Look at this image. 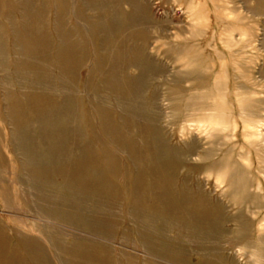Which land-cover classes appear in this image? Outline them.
<instances>
[{
  "label": "rangeland",
  "instance_id": "rangeland-1",
  "mask_svg": "<svg viewBox=\"0 0 264 264\" xmlns=\"http://www.w3.org/2000/svg\"><path fill=\"white\" fill-rule=\"evenodd\" d=\"M143 1L149 4L148 15L155 25L148 30L147 27L135 30L148 31L147 52H151L160 69L149 78L139 100L146 114L139 124L148 125L152 119L167 148L176 149L179 154L163 151L154 156L146 152L147 137L137 134L130 136L135 140L136 151L129 152L102 133L94 114L95 106L107 107L111 121L120 127L119 117H127L129 107L119 91L104 89L95 76L91 82L99 86L95 93L84 88L93 61V49L85 44L83 65L79 66L73 85L78 98V125L83 135L75 136L73 128L68 129L52 161L64 165L67 173L73 172L80 183L68 182L65 186L64 176L53 174L34 190L29 187L32 183L21 170L18 156L10 151V126L1 117L7 105L5 92L17 91L15 77L24 76L13 64L15 54L5 13L9 11L16 23L19 14L0 7V44L5 61L0 66V183L11 188L12 193L7 196L10 207L0 198V232L2 240L7 242L5 248L12 250L16 235H29L37 243L42 242L49 264H57L54 251L43 242V234L37 229L47 225L64 232L68 236L66 244L83 248L85 241L92 249L108 247L109 257L105 262L110 264H116L121 250L159 264H264V0ZM122 7L127 10L125 5ZM73 21L70 18L68 27H72ZM82 38L88 42L87 37ZM135 42L130 41L127 46ZM125 72L129 78L138 74L133 67H127ZM154 91L156 97L150 98ZM120 132L127 136L124 128ZM190 145L194 146L192 152L182 155ZM222 159L226 168L210 169L211 161ZM154 169L160 171L156 173ZM95 172L103 177L97 180L99 185L94 183ZM159 177L174 186L166 194L171 200L169 204L160 203L161 198L156 197L162 192L155 187ZM17 182H28V186ZM228 185L230 189H226ZM141 191L148 196L144 202L148 217L152 210L170 209L176 206L175 202L180 208L178 214L193 216L191 210L188 212L190 205L179 204L181 195L202 197L205 213L193 216L191 224L196 229L190 230L205 229L204 232L211 233L203 235L201 241L188 237V233L184 234L187 237L177 239L184 250L180 263L173 257L153 258L151 250L145 255L140 253L136 239L142 231V219L137 216L143 204L130 208V202H135L133 196ZM44 195L47 198L53 195L59 203V216L36 213V208L44 205L40 201ZM66 197L67 202L63 200ZM34 200H37L35 207ZM240 215L243 229L241 238L237 239L235 221ZM152 219L157 227L167 221L164 217ZM97 220L100 221L96 223ZM164 235L172 240L174 232L165 230ZM94 254L78 252L76 261L81 257L93 258Z\"/></svg>",
  "mask_w": 264,
  "mask_h": 264
},
{
  "label": "bare ground",
  "instance_id": "bare-ground-1",
  "mask_svg": "<svg viewBox=\"0 0 264 264\" xmlns=\"http://www.w3.org/2000/svg\"><path fill=\"white\" fill-rule=\"evenodd\" d=\"M123 5L127 7V10L123 9ZM3 6L5 9L10 8L19 14L18 23H16L9 11L5 13L9 26L8 32L12 38V50L15 54L13 64L24 78L15 77L14 82L16 81L18 84L17 91L8 90L5 92L4 99L7 105L3 108L4 112L1 117L3 122L10 126L8 131L10 151L13 155L18 156L21 170L30 178L29 182L32 183V186H29L30 189L34 190L38 184H45L47 176L53 174H57L60 177L64 176L63 185L65 186L68 182L80 183L73 172L67 173L64 165L55 164L52 161L57 156L55 152L58 151L59 144H61L65 133H68V129L73 128L72 133L75 136L83 135L82 129L78 125V98L73 91V85L77 71L80 69L79 66L83 65L85 44H90L93 49V61L89 73L86 74L84 88L93 89L92 92L95 93L94 90L99 87L98 84L93 85L94 82L91 83L95 76V80L104 89L119 91L123 95V99L128 102L129 107L127 109L129 110L127 117H119L120 127L111 121L110 111L107 107L102 104L95 106L93 108L94 114L102 133L108 139L116 141L120 148L129 152L136 151L135 140L130 136L131 134L132 136L137 134L141 138L147 137L146 143L148 147L146 152L154 156H159L163 151H166L167 154L176 152V155L179 154L178 150L167 148L152 119L148 125L141 126L139 124L144 117L146 118L145 110L141 108L139 100L143 91L147 89L149 78L160 69L154 63L151 52H147L148 44L145 34L148 28L155 25L148 15L149 4L147 1L76 0L75 3H71L70 0H0V7ZM70 18L74 20L72 27H68ZM137 27H147V30L145 31L143 28L135 30ZM80 35L87 37L88 42H85ZM130 41L136 42L131 47H128L127 43ZM1 50L0 44V66H4V54L2 55ZM127 67H133L137 70V76L134 78L127 77L125 74L127 73L125 72ZM175 81L177 82V80ZM20 90H23V92L25 90V93L20 92ZM152 97H156L155 91L151 94L150 98ZM57 98H60V100ZM121 104L119 103V105ZM34 123L36 124L35 126H33ZM120 128H124L127 136L121 134ZM193 148L194 146L190 145L182 155L190 154L189 152H192ZM225 156H228L227 152ZM223 161L224 159L220 160V162L211 161L210 169L214 170L218 166L217 171H221V167L226 168V166H223ZM154 171L157 173L160 170L154 169ZM226 174L231 175L229 171L227 173V170ZM236 174L238 176L236 180L239 183V173L237 172ZM100 179L103 180L100 172L98 174L95 172L94 183ZM166 181L168 182L169 180ZM100 182L102 183V181ZM167 182L160 180L159 177V181L155 185L156 188L162 189L161 194H157L158 196L156 197L161 198L162 202L160 203L164 202L163 204H169L171 201L166 194L174 187L173 184H168ZM19 183L21 182H17V184ZM97 184L99 185L100 183L97 182ZM2 185L0 183V198L6 206L10 207V199L7 196L12 195L10 193L11 188H5ZM20 185L28 186V182ZM56 189L58 190V188ZM226 189H230V185ZM145 194L144 191L136 192L132 200L135 202H130V208L139 207L141 203L143 204L142 206L140 205L142 212L140 216H137L142 219L140 222L142 231L138 232L136 239L139 248L142 250L140 253L145 255L147 250H151L154 255L153 258L159 260L166 258L169 260L173 257L175 262L180 263L184 250L178 244L177 239L187 237L184 234L188 233L190 235L188 237L201 241L200 239H202L203 235L205 237L211 233L204 232L205 229L191 231L196 229L191 224L194 219L193 216H200L205 213L202 197L190 196L186 193L181 195L179 204L182 206L190 205L188 212L191 210L195 214L193 216L183 212L178 214L177 210H180V208L175 202L173 205L175 204L176 206H172L170 209L152 210L150 212L151 217H148L146 207H144V202L148 196H145ZM52 197L53 195L48 196V198L45 195L44 197L42 196L40 201L44 205L36 206V213L47 216H59V203ZM67 199L69 198L66 197L63 200L67 202ZM35 202L37 200H34L33 207H35ZM153 217H164L167 221L157 227L155 226L156 222L152 219ZM262 217L264 216L262 215ZM86 220L90 222L89 219ZM99 221L97 220L96 223ZM235 222L237 223L235 236L240 239L243 229L241 215L237 216ZM259 226L262 227L260 223ZM37 229L43 234V242L48 244L54 251L57 264H110L105 262L106 257H109L108 247L97 246V248L92 249L89 248L91 245L85 241H83V248L73 243L66 244V237L68 236L64 232L54 231L47 225ZM165 230L174 232L172 240L165 235L163 236ZM244 237L247 236L243 235ZM14 238L17 240L16 245L11 251H8L5 248L7 242L2 240L0 232V264H23L25 261H28V264H49L42 242L39 243L38 241L37 243L35 238L23 234H18ZM258 238L260 239L259 235ZM246 245L248 244L246 243ZM59 252L61 254H57ZM78 252H90L91 255L95 253L93 256L95 260L92 257L88 259L81 257L80 261H76ZM63 254L64 257L61 256ZM198 263L200 264L201 262ZM116 264L159 263L151 262L143 256L129 254L121 250L118 253Z\"/></svg>",
  "mask_w": 264,
  "mask_h": 264
}]
</instances>
